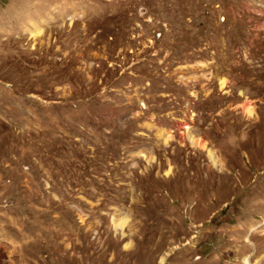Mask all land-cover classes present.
<instances>
[{
  "label": "rangeland",
  "instance_id": "obj_1",
  "mask_svg": "<svg viewBox=\"0 0 264 264\" xmlns=\"http://www.w3.org/2000/svg\"><path fill=\"white\" fill-rule=\"evenodd\" d=\"M0 264H264V0H0Z\"/></svg>",
  "mask_w": 264,
  "mask_h": 264
}]
</instances>
